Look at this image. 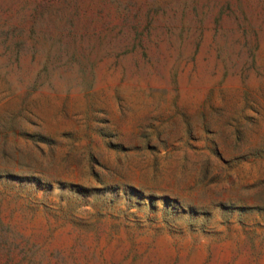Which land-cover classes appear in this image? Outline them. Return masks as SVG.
<instances>
[{
	"label": "rangeland",
	"instance_id": "obj_1",
	"mask_svg": "<svg viewBox=\"0 0 264 264\" xmlns=\"http://www.w3.org/2000/svg\"><path fill=\"white\" fill-rule=\"evenodd\" d=\"M0 264H264V0H0Z\"/></svg>",
	"mask_w": 264,
	"mask_h": 264
}]
</instances>
